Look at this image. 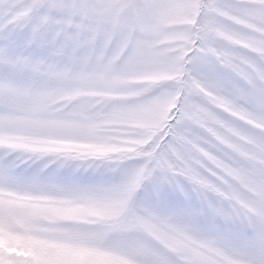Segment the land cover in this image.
I'll return each instance as SVG.
<instances>
[{
	"label": "snow or ice",
	"instance_id": "6c2138e0",
	"mask_svg": "<svg viewBox=\"0 0 264 264\" xmlns=\"http://www.w3.org/2000/svg\"><path fill=\"white\" fill-rule=\"evenodd\" d=\"M0 264H264V0H0Z\"/></svg>",
	"mask_w": 264,
	"mask_h": 264
}]
</instances>
